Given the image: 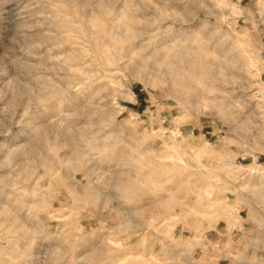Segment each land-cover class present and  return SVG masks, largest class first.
Segmentation results:
<instances>
[{
  "label": "rangeland",
  "instance_id": "1",
  "mask_svg": "<svg viewBox=\"0 0 264 264\" xmlns=\"http://www.w3.org/2000/svg\"><path fill=\"white\" fill-rule=\"evenodd\" d=\"M0 264H264V0H0Z\"/></svg>",
  "mask_w": 264,
  "mask_h": 264
}]
</instances>
